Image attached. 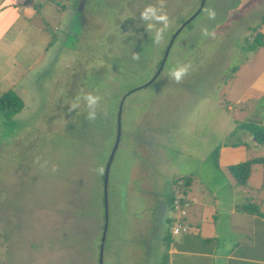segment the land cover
I'll return each mask as SVG.
<instances>
[{
  "label": "rangeland",
  "instance_id": "rangeland-1",
  "mask_svg": "<svg viewBox=\"0 0 264 264\" xmlns=\"http://www.w3.org/2000/svg\"><path fill=\"white\" fill-rule=\"evenodd\" d=\"M6 1L10 0H0V7ZM15 3H20L19 13L27 15L19 18L26 20V26L16 23L21 26L15 38L17 30L10 27L15 12L0 9V94L13 90L24 106L13 120L0 114V264H89L85 241L94 229L98 259L102 235L98 232L104 224L100 169L113 148L116 125L112 137L106 129L115 115L117 120L124 91L142 87L153 77L149 86L123 101V133L108 175L103 264L143 261L131 239L142 234L136 229L147 217L148 191L154 193L151 196L161 192L166 200L175 178L193 176L229 199L225 180L231 186L234 180L229 175L224 180L229 173L220 164L226 161L219 149L237 147L229 146L241 139L234 137L240 131L233 129L244 113L264 121V92L256 89L264 72V47L254 48L255 36L250 34L263 15L264 0H204L198 17L178 34L200 0H166L170 27L159 45L140 20L143 9L159 7V0ZM207 9L215 10L214 20L208 18ZM7 14L11 15L5 18ZM204 27L214 31L215 38L202 36ZM171 40L164 67L159 70V64L155 69ZM181 64L191 68L177 84L168 75ZM81 92L102 98L94 122L87 120L83 101L69 111ZM254 141L248 138L238 145L245 155L235 149L226 155L264 157V145ZM44 161L46 169L40 166ZM262 162L252 166L246 187H234L240 194L236 203L261 188ZM53 165L58 171H52ZM163 186L165 192L160 190ZM234 215L247 220L246 215ZM179 238L174 235L175 241Z\"/></svg>",
  "mask_w": 264,
  "mask_h": 264
},
{
  "label": "crops",
  "instance_id": "crops-1",
  "mask_svg": "<svg viewBox=\"0 0 264 264\" xmlns=\"http://www.w3.org/2000/svg\"><path fill=\"white\" fill-rule=\"evenodd\" d=\"M16 1L17 0L6 1L5 3L7 4L4 5V8L0 7L2 12L6 9L11 10L12 13L15 12L16 17L14 18L15 15L13 16V22L10 25V27H13L11 28L12 32L14 29L17 30V34L13 35L15 38L19 35L18 28L21 26H16V23L23 22V27L26 26V20L23 18L20 20V15L27 17L24 12L23 14L19 13L18 6L20 3L17 5L15 3ZM0 5L2 6L3 4ZM24 9L25 12H30L27 8ZM10 15L7 14L5 18ZM261 31L264 34V27ZM262 73L263 74L257 78L258 88L256 89L259 92H264V72ZM3 78L4 77L1 78V81ZM226 109L230 110L231 107L227 106ZM261 122L264 125V121ZM248 138L252 137L248 132L244 133L242 139L247 142ZM226 148L227 146L223 145L219 149L221 150L220 155H222L225 158L224 161H226L220 163L226 169L225 174L228 165L237 164L250 159L247 155V158L242 159H238L237 156L232 157L236 150H240L245 155V152L242 151L240 146L232 150H227ZM226 151L234 152L228 156L226 155ZM228 160L230 163H227ZM220 164L219 166L221 167ZM161 177L163 180L166 178L164 175ZM190 177L194 179L193 176ZM202 183L203 185L194 180L190 186L188 192L193 201L187 215L190 233L178 235L180 238L177 241L174 240V236H170V240H165L168 230L167 227L172 219L170 207L166 202L167 197L166 200L164 197H160L159 195L162 193L160 192V194H158V192H156L157 190L155 191L157 193L155 196H151L154 193L147 192L150 195L149 204L145 208V215H147V217L143 220L142 227L136 229L137 234L139 232L142 234L141 236H138V234L137 237L131 239V241L133 240L134 243H137L140 255L143 257V261L138 262V264H157L159 261L158 258L161 259L163 256L167 258L168 264H264L263 228L258 226L259 223L253 217L246 215L247 220L237 217L239 215L234 217L236 213L234 206L237 204L235 198L237 197L236 195L240 194H237L235 188L228 184L229 179L226 180L227 193H229V199L227 201L224 200V195L222 193L217 192V189L211 193V189L206 190L207 186L205 182ZM165 189L166 187L163 186L160 190L165 192ZM263 192L264 186L261 188V191L257 192L256 196H254L256 200H264ZM208 195L210 199L207 197ZM261 209L263 210L264 207ZM234 220L236 222L235 225L233 224ZM246 224H248L249 227L246 226ZM168 232L170 233V231ZM247 237H250L251 240L254 238L255 244L247 248L244 252L242 251L243 254L240 256V253L234 252L233 248L236 244L242 243Z\"/></svg>",
  "mask_w": 264,
  "mask_h": 264
},
{
  "label": "trees",
  "instance_id": "trees-1",
  "mask_svg": "<svg viewBox=\"0 0 264 264\" xmlns=\"http://www.w3.org/2000/svg\"><path fill=\"white\" fill-rule=\"evenodd\" d=\"M254 8H256L255 2H254L253 7H251V9H252L251 11L252 12L250 14H248L249 17L253 14ZM194 10H196V7L194 8ZM199 13H201V11ZM198 15L196 17H198ZM263 26H264V10H263V15L261 16V19L258 20V17H257V23L252 25V28L250 29V34L252 33L253 37L255 36V38L253 40L254 41V45H253L254 48H257L259 46L260 47H264V37H263V33L261 32V29H262ZM184 27H186V26H184ZM184 27L180 30V32L184 29ZM175 30H176V28H173V30L171 32H174ZM167 38L170 39V34L167 36ZM249 38H251V37L248 36L246 38V41ZM168 40H167V42H168ZM143 41L146 42V39L143 40ZM173 43H174V41H173ZM141 44H143V42ZM169 51H170V49L168 50V53H169ZM163 52H164V47H163V50H162V54H163ZM159 64H160V61L157 62L156 66H155V69L158 68ZM124 92L126 93V92H128V90L124 91ZM23 106H24L23 101L15 93V91L7 90V91H4V92H2L0 94V114L2 116H4L6 118V120H8V121L13 120L14 117L17 116L22 111ZM227 106H230V105H226V107ZM63 108L64 107L61 106L60 110H62ZM115 113L116 112L114 110V114ZM260 114H262V113L260 112ZM115 118H116V115H115ZM115 118H114L113 123L106 129V130H109L110 133H108V134L110 135V137H112L113 130H114L115 125H116ZM121 122H123L122 119H120V124H121ZM234 125H235V129H233V130L240 131L239 135H234V137H239L240 136L241 139L234 140V141H236V143H231L230 144L231 146L234 147V146H238L240 144H245V141H244V139H242V136L246 132H248L250 134L252 139L255 140L254 142L256 144L264 145V125L262 124L261 121H258V119L256 117L251 116L249 118H246L245 117V113H244V116L242 115V117L240 119L236 120L234 122ZM121 132L123 133V127L121 128ZM230 134H231L230 131H228L226 133V135H230ZM241 134H242V136H241ZM108 138H109V136H107V138H105V141H107ZM104 146H103V148H104ZM106 150L110 151V149H108V148ZM100 156H101V154H100ZM102 161L103 162L101 163V165H102L103 172L101 173V179H100L101 182L103 181V173H104V167H105L104 166V160L102 159ZM262 161H264V157L263 156L262 157H253V158L247 159V160H245L243 162H240V163H237V164L228 165L226 168H227V171H228L229 174L223 175L224 176V180H225L226 176L229 175V176L233 177V180H234L233 187H236V186L237 187H246L245 186L246 182H247V180H248V178H249V176H250V174H251V172L253 170L252 166L254 164L263 163ZM109 171H110V169H109ZM175 180H176V182L172 186L173 187L172 193L168 194L167 202H168V206L170 207L171 213H176V218L175 219L172 218L170 220V222L168 224V227H167L168 230H167V234L165 236V240L166 239L170 240V236H172V235L168 231H170V229L172 227H174L175 225H177V224L182 226V227H185V229H186L185 232L179 233L178 235H186V234L190 233V226L187 223V215H188L189 209L192 206L193 201L190 198L188 191L190 189L191 184L194 182V179L192 177H190V176H186V177L175 178ZM108 181H109V178H108ZM229 185H231V184H229ZM263 186H264V183H262L261 188ZM170 188H171V186H170ZM261 188L258 189L257 192H260ZM206 190H209V188L207 187ZM213 191L214 190H211L210 192L212 193ZM257 192L250 191L249 194H248V191H247L248 195L245 196L246 201H243V203H241V204L237 203L234 206V210L237 213H239V214H243V215L245 214L247 216L253 217L259 223L258 226L262 227L263 228L262 231H264V221H261V220H264V211H262V209L260 207V205L262 204L261 202H263L264 200L263 201H258V200H256V197H255V199L253 198V196H256ZM108 193H109V186H108ZM99 201L101 202L100 205H101V208H102L103 207L102 190H101V192L99 194ZM181 211L183 212V214H180ZM100 229L101 230H99V232H98L99 235L102 233V224H101V228ZM90 232L92 234H87L86 241H85V244L87 246V256L90 259L89 260V264H97L98 263L97 255L98 254L94 255V234H95L96 230L94 229V232H93V230H91ZM98 234H97V236H98ZM262 236L264 237V234H262ZM253 239L254 238H252V240H251L250 237H247L244 241H242V243L240 242L239 244H236L234 246V248H233L234 252L237 253V251H239L240 252V256H241L243 254V252L247 248H249L253 244H255ZM250 240H251V242H250ZM104 245H105V243H104ZM95 247H96V245H95ZM97 248H98V246H97ZM103 250H104V248H103ZM115 253L117 254L116 251H115ZM102 259H103V255H102ZM157 264H168L167 258L163 256L160 259V261H158Z\"/></svg>",
  "mask_w": 264,
  "mask_h": 264
},
{
  "label": "clouds",
  "instance_id": "clouds-1",
  "mask_svg": "<svg viewBox=\"0 0 264 264\" xmlns=\"http://www.w3.org/2000/svg\"><path fill=\"white\" fill-rule=\"evenodd\" d=\"M166 0H159V7L154 5H148L143 9L140 13V20L144 23L147 32H154L153 42L156 45H159L163 42L165 33L170 27V19L165 11ZM207 16L210 20H214L216 18V12L213 9H207ZM159 25V27H157ZM202 36L206 38H215L216 33L214 31H209L207 27L201 29ZM134 59H139L138 56H134ZM191 65L190 64H181L172 69L169 73L168 78L170 80H174L177 84L183 82L184 78L189 74ZM101 97L99 95H94L92 93H83L81 92L75 98V101L70 104L69 111H75L80 107V102L83 101L87 108V120L90 122H94L97 119V109L100 105ZM227 108V107H226ZM37 163H40V160L37 159ZM41 168H47V161H44L40 164ZM52 171H58L56 165L52 166ZM102 172L103 169H100ZM172 229V228H171ZM170 229V233L172 236L178 234H172Z\"/></svg>",
  "mask_w": 264,
  "mask_h": 264
},
{
  "label": "water",
  "instance_id": "water-1",
  "mask_svg": "<svg viewBox=\"0 0 264 264\" xmlns=\"http://www.w3.org/2000/svg\"><path fill=\"white\" fill-rule=\"evenodd\" d=\"M204 5V0H200V4L198 7V10L196 11V13H194L189 19H187L185 21V23L178 29V32L176 34H178L180 32V30L186 26L190 21H192L193 19L196 18V16L199 14V12L201 11L202 7ZM176 35L173 36V38ZM172 38V40H173ZM172 40L169 44V47L166 48V53L163 56V59L160 63V68L159 70L162 69V67L164 66V62L166 59V56L168 54V50L170 48V45L172 43ZM156 77H153L150 81H148L144 86L142 87H138L136 89L130 90L127 93H125L120 101L119 107H118V114H117V120H116V133H115V139H114V143H113V148L111 150V152L109 153L107 162L105 164V169H104V173H103V181H102V189H103V217H104V224H103V230H102V235H101V241H100V246H99V256H98V264H103V259H102V255H103V248H104V243H105V236H106V231H107V226H108V175H109V169L110 166L112 164L116 149L118 147L119 144V140H120V135H121V124H120V119H121V112H122V108H123V101L124 98H126L128 95L132 94L133 92L140 90V89H144L147 86H149L155 79Z\"/></svg>",
  "mask_w": 264,
  "mask_h": 264
},
{
  "label": "built area",
  "instance_id": "built-area-1",
  "mask_svg": "<svg viewBox=\"0 0 264 264\" xmlns=\"http://www.w3.org/2000/svg\"><path fill=\"white\" fill-rule=\"evenodd\" d=\"M180 214H183V212L181 211ZM185 231H186L185 227H182L178 224L175 225L174 227H172V229H171L172 234H179V233H182Z\"/></svg>",
  "mask_w": 264,
  "mask_h": 264
}]
</instances>
